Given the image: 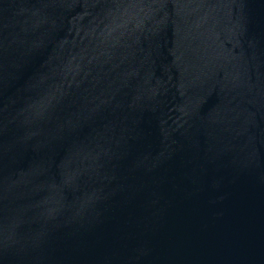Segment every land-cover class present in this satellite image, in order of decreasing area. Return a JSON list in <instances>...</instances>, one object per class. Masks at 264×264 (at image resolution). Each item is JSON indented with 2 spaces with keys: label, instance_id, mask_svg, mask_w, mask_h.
<instances>
[{
  "label": "water",
  "instance_id": "obj_1",
  "mask_svg": "<svg viewBox=\"0 0 264 264\" xmlns=\"http://www.w3.org/2000/svg\"><path fill=\"white\" fill-rule=\"evenodd\" d=\"M0 264H264V0H0Z\"/></svg>",
  "mask_w": 264,
  "mask_h": 264
}]
</instances>
